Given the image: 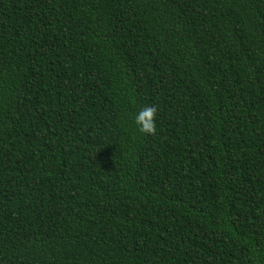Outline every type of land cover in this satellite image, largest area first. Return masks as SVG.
<instances>
[{
    "label": "trees",
    "instance_id": "trees-1",
    "mask_svg": "<svg viewBox=\"0 0 264 264\" xmlns=\"http://www.w3.org/2000/svg\"><path fill=\"white\" fill-rule=\"evenodd\" d=\"M0 264H264V0H0Z\"/></svg>",
    "mask_w": 264,
    "mask_h": 264
},
{
    "label": "clouds",
    "instance_id": "clouds-1",
    "mask_svg": "<svg viewBox=\"0 0 264 264\" xmlns=\"http://www.w3.org/2000/svg\"><path fill=\"white\" fill-rule=\"evenodd\" d=\"M157 107L155 105L142 108L135 116V124L139 131L145 135L156 134Z\"/></svg>",
    "mask_w": 264,
    "mask_h": 264
}]
</instances>
